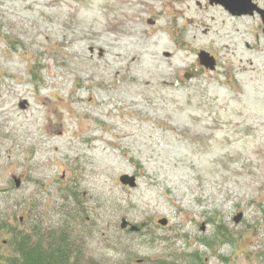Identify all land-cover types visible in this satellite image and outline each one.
Returning a JSON list of instances; mask_svg holds the SVG:
<instances>
[{"label":"rangeland","instance_id":"374dc122","mask_svg":"<svg viewBox=\"0 0 264 264\" xmlns=\"http://www.w3.org/2000/svg\"><path fill=\"white\" fill-rule=\"evenodd\" d=\"M0 220L3 264L34 223L77 264H264L257 20L206 0H0Z\"/></svg>","mask_w":264,"mask_h":264},{"label":"trees","instance_id":"16d2710c","mask_svg":"<svg viewBox=\"0 0 264 264\" xmlns=\"http://www.w3.org/2000/svg\"><path fill=\"white\" fill-rule=\"evenodd\" d=\"M7 227L6 222L0 220V231ZM43 230L44 228L38 223L31 224L27 231L12 229L13 237L11 240L13 241V250L16 253L8 255L5 264H77L72 259L74 251L67 243L65 232L58 233L48 229L49 232L47 233L46 230ZM193 258L190 264L200 263V254H193ZM1 264L3 263L1 262ZM154 264L168 263L159 260ZM169 264L178 263L169 262Z\"/></svg>","mask_w":264,"mask_h":264},{"label":"water","instance_id":"95a60500","mask_svg":"<svg viewBox=\"0 0 264 264\" xmlns=\"http://www.w3.org/2000/svg\"><path fill=\"white\" fill-rule=\"evenodd\" d=\"M237 1L238 0H211V3L225 4V6L232 12L233 9L240 4V3H237ZM233 13H235V12H233ZM149 23L152 24L153 21L149 20ZM198 56H199L201 65H204L206 68L214 71L215 66H216V62H217L216 58H214V56L212 57L209 53H207L204 50H202ZM190 76L191 75H186V78H189ZM119 181H121V183H123L124 185H127L131 188L137 186V180H136V177L134 175L130 176L128 174H123V175H121ZM15 183H16L17 187H20L21 179L15 178ZM242 217H243V213H239L238 215H236L234 217L235 222L240 223L242 221ZM158 222H160V224H162L164 226H166L168 223L166 219H160ZM121 224H122L121 225L122 229L130 226V231H132V232L139 230L138 226L130 224L126 218L122 219Z\"/></svg>","mask_w":264,"mask_h":264},{"label":"flooded vegetation","instance_id":"af4514ba","mask_svg":"<svg viewBox=\"0 0 264 264\" xmlns=\"http://www.w3.org/2000/svg\"><path fill=\"white\" fill-rule=\"evenodd\" d=\"M206 1L209 3V0ZM237 3L240 4L235 7L232 12L225 4L216 3L215 5L220 7L223 6L227 12L234 14L235 19H243L244 17H249V19L255 18L262 34H264V0H238Z\"/></svg>","mask_w":264,"mask_h":264},{"label":"bare ground","instance_id":"6f19581e","mask_svg":"<svg viewBox=\"0 0 264 264\" xmlns=\"http://www.w3.org/2000/svg\"><path fill=\"white\" fill-rule=\"evenodd\" d=\"M135 60V59H134Z\"/></svg>","mask_w":264,"mask_h":264}]
</instances>
